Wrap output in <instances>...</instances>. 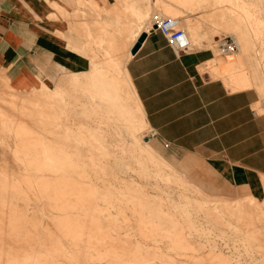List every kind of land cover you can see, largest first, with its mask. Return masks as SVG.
I'll return each instance as SVG.
<instances>
[{"label":"rangeland","instance_id":"obj_1","mask_svg":"<svg viewBox=\"0 0 264 264\" xmlns=\"http://www.w3.org/2000/svg\"><path fill=\"white\" fill-rule=\"evenodd\" d=\"M238 2L225 11L243 22L244 31L238 34L250 36L232 38L239 45L236 58L217 48V38L213 58L198 71L230 80L237 67L236 75L248 81L237 89L254 87L256 111L264 112V0ZM126 57L127 52L105 53L89 70L75 75L63 70L25 91H13L0 78V229L12 233L0 236V248L8 255L46 250L67 264H213L208 255L214 264H223V259L229 264H264L263 180L256 197L240 195L243 190L218 182L213 187L194 167L161 153L149 139L139 105L121 74L88 76ZM238 57L243 65L237 64ZM224 68L227 75L215 74ZM102 80L119 81L127 92L129 112L107 109L113 121H118L116 115L127 116L128 125L121 120L119 133L113 122L89 108H106ZM79 99L88 106L87 115ZM23 122L24 132L19 129ZM138 150L148 161H138L143 155ZM154 160H159V168L152 165ZM158 169L167 181L156 176ZM191 254L202 261H192Z\"/></svg>","mask_w":264,"mask_h":264},{"label":"crops","instance_id":"obj_2","mask_svg":"<svg viewBox=\"0 0 264 264\" xmlns=\"http://www.w3.org/2000/svg\"><path fill=\"white\" fill-rule=\"evenodd\" d=\"M238 1L0 0V78L13 91H25L63 70H89L105 53L127 52L126 59L88 76L119 72L132 86L149 139L161 153L194 167L213 187L218 182L256 197L264 183L258 92L252 86L237 89L248 84L245 79L241 86L237 67L230 80L198 71L213 58L217 38L250 36L238 34L243 22L225 11ZM163 12L176 14L187 48L175 49L149 26L153 14ZM140 32L144 36L130 52ZM221 71L215 74L227 75Z\"/></svg>","mask_w":264,"mask_h":264},{"label":"bare ground","instance_id":"obj_3","mask_svg":"<svg viewBox=\"0 0 264 264\" xmlns=\"http://www.w3.org/2000/svg\"><path fill=\"white\" fill-rule=\"evenodd\" d=\"M150 24V23H149ZM236 47H235V49H234V51L232 52V50L230 51V50H227V51H225V53L226 54H228L229 55V53H230V55H231V53H232V55H234L235 57L234 58H236V56H237V49L239 48V45H238V43L236 42V45H235ZM223 52V51H222ZM224 53V54H225ZM221 58H223L225 61H228L229 59H227V58H225V57H221ZM236 60V62H237V64H239V65H241L242 64V58L241 57H238L237 59H235ZM234 60V61H235ZM223 74H227V70H225V68L224 69H222V71H221ZM128 77V76H127ZM238 77V79L240 80V82L242 83L241 84V86H243L244 85V80H245V78H243L241 75L240 76H237ZM71 84V83H70ZM79 84V83H78ZM125 84L127 85V83L125 82ZM69 86V85H68ZM67 86V87H68ZM100 86H102V88H101V90H102V93H105V94H107L106 95V98H105V109L104 110H100L99 111V109H97V108H94V107H89V108H91V110L93 109L95 112L97 111V113H99V115L104 119V120H106V121H108V122H113L114 123V128L117 130V131H115L116 133L118 132H120V129L119 128H121L122 127V124H121V120H122V123H124L125 125H128L127 123H128V120L127 119H125L127 116L126 115H124V116H120L119 114V116H117L116 115V117H119L118 118V121H113L114 120V114H111V112L108 110L107 111V109L108 108H110V110H113L114 111V113L115 112H117V111H121V110H124L125 111V113H127V112H129V111H127L128 109H127V106H126V100H125V98H124V95L126 96L127 95V92H126V90L123 88V84H121L119 81H105V80H102V82L100 83ZM128 86V85H127ZM238 86V85H237ZM56 87V86H55ZM75 87V86H74ZM239 87V86H238ZM57 88V87H56ZM76 89V88H75ZM109 89V90H108ZM61 90V89H60ZM64 90V89H63ZM65 91V90H64ZM73 91V90H72ZM72 91H70V93L72 92ZM76 91V90H75ZM78 91V90H77ZM76 91V92H77ZM83 91H86V90H83ZM66 92V91H65ZM74 92V91H73ZM76 92H74V93H76ZM128 92L130 93V95H132V92H131V90H130V88H129V86H128ZM73 93V94H74ZM80 93V92H79ZM75 95V94H74ZM74 95H73V98H74ZM76 95H78V93L76 94ZM76 95H75V97H76ZM80 96V95H79ZM78 96V97H79ZM43 97H44V95H43ZM46 97V96H45ZM68 97V96H67ZM84 97V96H83ZM83 97H82V99H83ZM128 97V96H127ZM133 97V98H132ZM131 98L133 99V100H135V102H137L136 101V99H135V97L134 96H132ZM48 98V97H47ZM50 98V97H49ZM53 98V97H52ZM77 98V97H76ZM68 99H70V97L68 98ZM67 99V100H68ZM85 99V98H84ZM40 100V99H39ZM71 100H72V98H71ZM77 100V99H76ZM49 101V100H48ZM47 101V102H48ZM70 101V100H69ZM78 101V100H77ZM79 101H80V103L82 102L80 99H79ZM86 101V100H85ZM88 101V100H87ZM132 101V100H131ZM37 102V101H36ZM40 102V101H39ZM51 102V101H50ZM55 102V101H54ZM68 102V101H67ZM71 102V101H70ZM70 102H68V103H70ZM76 102V101H75ZM134 102V101H133ZM40 103H42V102H40ZM49 103V102H48ZM54 104V103H53ZM80 105V104H79ZM50 106V105H49ZM90 106V105H89ZM86 107H88L87 105H86V103L85 102H82V104H81V111L83 112V113H85L86 115H87V108ZM52 108V107H51ZM59 108V107H58ZM69 108V107H68ZM71 108H72V106H71ZM64 109V108H63ZM78 109V108H77ZM39 110H41V108L39 109ZM53 110V109H52ZM57 110V109H56ZM60 110V109H59ZM68 110V109H67ZM66 110V111H67ZM76 110V109H75ZM75 110H74V108H73V111H74V113H75ZM79 110V109H78ZM34 111V110H33ZM45 111V110H44ZM80 111V110H79ZM93 111V112H94ZM42 112V111H41ZM61 112H63V111H61ZM65 112V111H64ZM77 112V111H76ZM138 112L140 113V115H141V117H142V112H141V110H140V108L138 109ZM42 113H44V112H42ZM41 113V114H42ZM54 113V112H53ZM59 113V112H58ZM69 113V112H68ZM40 114V115H41ZM55 114V113H54ZM76 114V113H75ZM39 115V114H38ZM46 115V114H45ZM44 115V116H45ZM48 115V114H47ZM74 115V114H73ZM73 115H71V116H73ZM79 115H80V113H79ZM83 115V114H82ZM68 116H69V114H68ZM88 116H90V115H88ZM1 117V116H0ZM63 117H64V115H63ZM84 117V116H83ZM34 118V117H33ZM49 118V117H48ZM72 118H74V116L72 117ZM122 118V119H121ZM40 119H41V117H40ZM75 119V118H74ZM79 119V118H78ZM80 119H81V115H80ZM89 119V118H88ZM37 120V119H36ZM49 120H51V119H49ZM64 120V119H63ZM81 120H83V119H81ZM120 120V121H119ZM57 121V120H56ZM78 121V120H77ZM84 121V120H83ZM85 121H87V120H85ZM101 121V120H100ZM32 122V121H31ZM37 122V121H36ZM73 122L75 123L76 121H74L73 120ZM79 122V121H78ZM2 123V122H1ZM38 123V122H37ZM82 123V122H81ZM91 123H93V122H91ZM90 123V124H91ZM11 124V123H10ZM56 124V123H55ZM67 124H69V123H67ZM76 124V123H75ZM84 124V123H83ZM86 124V123H85ZM3 125V124H2ZM33 125V124H32ZM70 125V124H69ZM69 125L67 126V127H69ZM80 125H82V124H80ZM89 125V124H88ZM92 125V124H91ZM96 125V124H95ZM5 126V125H4ZM12 126V125H11ZM26 123L25 122H23L21 125H20V127H19V129H20V131H22V132H24V131H27V130H25V128H26ZM76 126V125H75ZM64 127V126H63ZM12 128V127H11ZM15 128V127H14ZM65 128V127H64ZM71 128V127H70ZM73 128V127H72ZM71 128V129H72ZM86 128V127H85ZM59 129V128H58ZM63 129V128H62ZM108 129V128H107ZM29 130V129H28ZM67 130H68V128H67ZM73 131V130H72ZM74 131H76V130H74ZM15 132H16V130H15ZM14 132V133H15ZM50 132V131H49ZM56 132V131H55ZM54 132V133H55ZM30 133V132H29ZM33 133V132H32ZM46 133V132H45ZM51 133V132H50ZM56 133H58V131L56 132ZM75 133V132H74ZM77 133V132H76ZM84 133V132H83ZM52 134V133H51ZM62 134V133H61ZM72 134V133H71ZM85 134V133H84ZM83 134V135H84ZM78 135H79V133H78ZM75 136H77V135H75ZM104 135L102 134V136H100V137H103ZM118 136V135H117ZM78 137V136H77ZM65 138V137H64ZM76 138V137H75ZM81 138V137H80ZM30 139V138H29ZM49 139V138H48ZM86 139H88L87 137H86ZM118 139V138H117ZM28 140V139H27ZM114 143V142H113ZM120 143V142H119ZM122 150V149H121ZM123 151V150H122ZM111 152V151H110ZM116 152V151H115ZM134 152H135V150H134ZM137 152V151H136ZM138 152H140V153H142L143 155H140V157H136L137 159H138V161L140 162H143L144 160L146 161H148V158L146 157V154L144 153V151H142V150H138ZM157 161H159V160H157ZM157 161L156 160H154V164H152L154 167H157V168H159L160 167V165L157 163ZM152 162V161H151ZM155 174H156V176L157 177H160V178H162L163 179V177L164 176H162L161 175V172H160V170L158 169V170H156V172H155ZM112 176V175H111ZM154 177V176H153ZM165 178V180L167 181V178L166 177H164ZM103 180V179H102ZM120 183H122V182H120ZM124 183V182H123ZM61 192H63V191H61ZM66 200V199H65ZM67 201V200H66ZM144 202V201H143ZM143 205L144 206H146L147 204L144 202L143 203ZM118 209V208H117ZM120 209V208H119ZM198 227V226H197ZM9 230H8V228H3V229H0V236L1 237H3V236H7V237H11L12 236V233L11 232H8ZM161 233V232H160ZM151 235V234H150ZM146 236H149V233H147L146 234ZM145 236V238H147ZM133 239V238H132ZM4 241V240H3ZM12 241V240H11ZM135 241V240H134ZM11 243V242H10ZM16 243V242H15ZM12 244V243H11ZM19 245V244H18ZM17 246V245H16ZM15 248V247H14ZM26 253V254H25ZM23 255H18L17 253H14L13 255H8L7 254V252H6V250L4 249V248H0V264H2L1 263V261L3 260V259H5V261H3V264H67V263H62V262H59V261H57L55 258H54V256H52V254L49 252V251H46V250H42V251H38L36 254H34V253H32L31 254V252H25ZM6 257V258H5ZM191 259H192V261H196V262H201L202 261V257L201 258H197V257H194L192 254H191ZM206 259L207 260H209V262H211V263H215V261H214V258H213V256H210V255H208L207 257H206ZM223 264H229L226 260H222L221 261ZM191 263H193V262H191Z\"/></svg>","mask_w":264,"mask_h":264},{"label":"built area","instance_id":"obj_4","mask_svg":"<svg viewBox=\"0 0 264 264\" xmlns=\"http://www.w3.org/2000/svg\"><path fill=\"white\" fill-rule=\"evenodd\" d=\"M151 22L149 26L154 25L175 49L183 50L188 47V37L184 29L180 26L177 16L153 14ZM235 47V42L230 37H221L218 40L217 48L220 51H231Z\"/></svg>","mask_w":264,"mask_h":264},{"label":"water","instance_id":"obj_5","mask_svg":"<svg viewBox=\"0 0 264 264\" xmlns=\"http://www.w3.org/2000/svg\"><path fill=\"white\" fill-rule=\"evenodd\" d=\"M153 26H154V25H153ZM143 36H144V32H140V33L137 35V37H136L134 43H133L132 46L130 47V52H134V51H135L136 47L138 46L139 41L143 38Z\"/></svg>","mask_w":264,"mask_h":264}]
</instances>
